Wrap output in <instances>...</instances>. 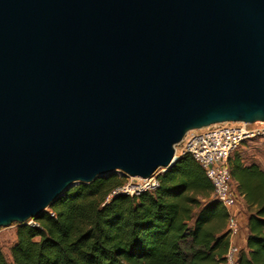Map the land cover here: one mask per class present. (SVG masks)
<instances>
[{
  "label": "water",
  "instance_id": "water-1",
  "mask_svg": "<svg viewBox=\"0 0 264 264\" xmlns=\"http://www.w3.org/2000/svg\"><path fill=\"white\" fill-rule=\"evenodd\" d=\"M223 122H264V0H0V228Z\"/></svg>",
  "mask_w": 264,
  "mask_h": 264
},
{
  "label": "trees",
  "instance_id": "trees-1",
  "mask_svg": "<svg viewBox=\"0 0 264 264\" xmlns=\"http://www.w3.org/2000/svg\"><path fill=\"white\" fill-rule=\"evenodd\" d=\"M228 166L249 212L236 264H264V173L237 158ZM125 179L112 174L68 189L35 225L17 224L11 262L0 251V264H222L227 213L192 157L159 173L152 191L114 194Z\"/></svg>",
  "mask_w": 264,
  "mask_h": 264
},
{
  "label": "built area",
  "instance_id": "built-area-1",
  "mask_svg": "<svg viewBox=\"0 0 264 264\" xmlns=\"http://www.w3.org/2000/svg\"><path fill=\"white\" fill-rule=\"evenodd\" d=\"M250 141L264 144V122H223L191 130L175 148L176 158L189 155L204 170L212 186V198L227 213L228 247L222 264H236L240 252L238 246L229 242V239L239 235L240 220L236 211L239 196L230 175L228 160L239 146ZM158 174L159 171L145 180L125 176L129 180H140L141 184H124L113 193L138 195L143 191H152L158 187Z\"/></svg>",
  "mask_w": 264,
  "mask_h": 264
},
{
  "label": "rangeland",
  "instance_id": "rangeland-1",
  "mask_svg": "<svg viewBox=\"0 0 264 264\" xmlns=\"http://www.w3.org/2000/svg\"><path fill=\"white\" fill-rule=\"evenodd\" d=\"M178 152L176 153V156ZM239 159L244 165L255 164L257 165L264 173V144L259 141H250L245 142L239 146L230 156V160ZM159 173L163 170H158ZM117 175H122L120 173H115ZM123 176V175H122ZM141 184L140 180H129L125 179L124 184ZM123 184V185H124ZM201 203L204 204L205 201L201 200ZM241 203V198L238 199V204ZM27 224L35 225L34 220H28ZM191 224V222L189 223ZM16 229L17 224H12L7 228H0V251L3 254L7 262H11L10 257V248L16 240Z\"/></svg>",
  "mask_w": 264,
  "mask_h": 264
},
{
  "label": "crops",
  "instance_id": "crops-1",
  "mask_svg": "<svg viewBox=\"0 0 264 264\" xmlns=\"http://www.w3.org/2000/svg\"><path fill=\"white\" fill-rule=\"evenodd\" d=\"M236 211L238 212V217L240 220V232L236 237L229 239V242L239 247L240 250L245 249V240L247 235L246 220L249 214L247 207L244 205L243 200L237 205ZM226 230V226H225Z\"/></svg>",
  "mask_w": 264,
  "mask_h": 264
}]
</instances>
